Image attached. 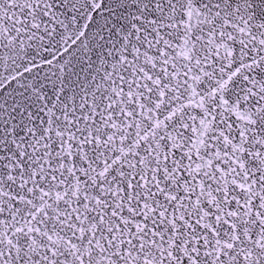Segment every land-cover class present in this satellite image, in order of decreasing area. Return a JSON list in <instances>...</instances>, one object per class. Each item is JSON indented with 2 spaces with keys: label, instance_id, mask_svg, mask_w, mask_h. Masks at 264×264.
I'll return each instance as SVG.
<instances>
[{
  "label": "snow or ice",
  "instance_id": "obj_1",
  "mask_svg": "<svg viewBox=\"0 0 264 264\" xmlns=\"http://www.w3.org/2000/svg\"><path fill=\"white\" fill-rule=\"evenodd\" d=\"M0 264H264V0H0Z\"/></svg>",
  "mask_w": 264,
  "mask_h": 264
}]
</instances>
